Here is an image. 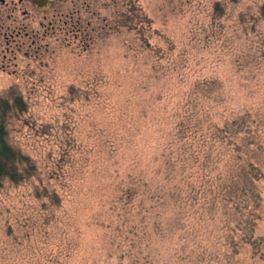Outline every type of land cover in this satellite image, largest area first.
I'll return each mask as SVG.
<instances>
[{
    "label": "rangeland",
    "instance_id": "374dc122",
    "mask_svg": "<svg viewBox=\"0 0 264 264\" xmlns=\"http://www.w3.org/2000/svg\"><path fill=\"white\" fill-rule=\"evenodd\" d=\"M134 2L149 28L106 25L123 0H0V96L28 105L9 118V141L34 167L0 188V264H264V177L260 248L241 242L249 226L235 245L222 239L220 209L201 221L188 208L170 233L166 207L117 197L202 78L223 97L195 103L220 118L246 110L260 147L244 149L264 169V0ZM153 45L167 70L183 63L157 72Z\"/></svg>",
    "mask_w": 264,
    "mask_h": 264
},
{
    "label": "trees",
    "instance_id": "16d2710c",
    "mask_svg": "<svg viewBox=\"0 0 264 264\" xmlns=\"http://www.w3.org/2000/svg\"><path fill=\"white\" fill-rule=\"evenodd\" d=\"M216 10L220 15L223 13L220 2H216ZM115 11V17L106 23L109 28H149L146 26L149 22L147 16L134 0H123ZM238 17L245 22L246 11L240 12ZM253 19L258 20L256 16ZM143 42L151 45L150 41ZM153 49L154 55L161 53L153 63L157 72H172L183 63L179 61L173 65V61H169L167 70L162 64L165 51L156 45H153ZM214 85H217L215 79L195 80L194 86L187 92L184 107H177L174 112L177 119L170 122L161 139L160 136L157 140L152 139L149 159L139 167L136 178L130 177L123 184L117 197L125 200V204L135 201V205L159 204L166 207L161 214L167 212L171 223L169 227L166 226V230L170 233L176 230L173 225L175 222H184L183 216L188 208L202 210L201 221H205V217L213 219L216 210L220 209L216 223L220 224L218 234L221 233L222 239L225 236L229 245H235V229L241 227L246 231L249 226L251 230L241 236V242H251L260 248L262 238L253 237V223L260 215L257 212L262 197L258 182L264 177L261 166L263 159L255 155L254 149L251 151L248 146L244 149L245 143L256 145L248 127L246 110L232 111L231 115L220 118L214 117L211 109L200 101L195 103L194 100L202 99L200 95L222 100V93L215 90ZM27 108V102L21 94L7 93L0 96V188L6 182L20 183L34 174L28 170L34 168L30 158L9 141L8 135L9 118ZM239 136L240 143L237 141Z\"/></svg>",
    "mask_w": 264,
    "mask_h": 264
},
{
    "label": "flooded vegetation",
    "instance_id": "af4514ba",
    "mask_svg": "<svg viewBox=\"0 0 264 264\" xmlns=\"http://www.w3.org/2000/svg\"><path fill=\"white\" fill-rule=\"evenodd\" d=\"M3 1V0H2ZM23 0H18V2H22ZM6 32H8V31H6ZM19 32V31H18ZM7 34V33H6ZM12 34V33H11ZM14 35V34H13Z\"/></svg>",
    "mask_w": 264,
    "mask_h": 264
}]
</instances>
